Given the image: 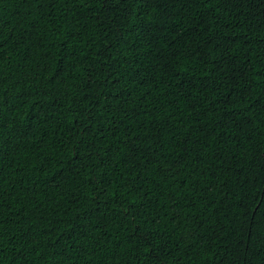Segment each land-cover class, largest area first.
Segmentation results:
<instances>
[{"label": "trees", "instance_id": "1", "mask_svg": "<svg viewBox=\"0 0 264 264\" xmlns=\"http://www.w3.org/2000/svg\"><path fill=\"white\" fill-rule=\"evenodd\" d=\"M0 264H264V0H0Z\"/></svg>", "mask_w": 264, "mask_h": 264}]
</instances>
